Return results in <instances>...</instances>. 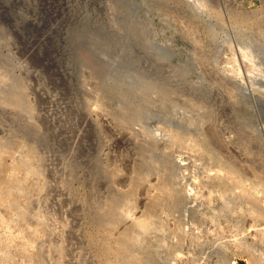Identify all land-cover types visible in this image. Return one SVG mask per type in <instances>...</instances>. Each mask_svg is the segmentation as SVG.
<instances>
[{
  "label": "rangeland",
  "instance_id": "obj_1",
  "mask_svg": "<svg viewBox=\"0 0 264 264\" xmlns=\"http://www.w3.org/2000/svg\"><path fill=\"white\" fill-rule=\"evenodd\" d=\"M0 264H264V0H0Z\"/></svg>",
  "mask_w": 264,
  "mask_h": 264
}]
</instances>
